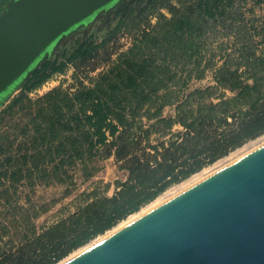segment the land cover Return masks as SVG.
I'll use <instances>...</instances> for the list:
<instances>
[{"label":"trees","instance_id":"obj_1","mask_svg":"<svg viewBox=\"0 0 264 264\" xmlns=\"http://www.w3.org/2000/svg\"><path fill=\"white\" fill-rule=\"evenodd\" d=\"M9 1L0 0V14ZM237 2L243 0H147L123 15L104 40H87L60 56L57 50L29 74L0 108V264H56L173 183L264 133V47L257 50L249 28L241 47L220 64L201 67L198 61L179 69L177 55H169L178 33L192 38L229 16L230 26L244 29L246 23L237 25L244 19ZM120 31L132 34L133 42L114 58L110 53L90 83L30 95L70 64L87 65ZM209 67L215 83L184 93ZM167 105H175V115L164 114ZM110 157L128 172L113 195H97L51 225H39L77 189V170L89 181ZM41 184L64 186V194L36 201ZM21 186L30 188L24 202Z\"/></svg>","mask_w":264,"mask_h":264},{"label":"water","instance_id":"obj_2","mask_svg":"<svg viewBox=\"0 0 264 264\" xmlns=\"http://www.w3.org/2000/svg\"><path fill=\"white\" fill-rule=\"evenodd\" d=\"M124 1L10 0L0 108L74 32ZM61 264H264V143Z\"/></svg>","mask_w":264,"mask_h":264},{"label":"rangeland","instance_id":"obj_3","mask_svg":"<svg viewBox=\"0 0 264 264\" xmlns=\"http://www.w3.org/2000/svg\"><path fill=\"white\" fill-rule=\"evenodd\" d=\"M145 2H147V0H131L130 7L126 11L131 10V9H139L140 7L143 6ZM235 9L240 12H243L244 19L241 21H238L237 25L241 22L246 23L247 26L244 29L242 28L238 29L237 27L233 28L232 26H230L231 20L229 16L226 22L220 23L216 27L214 26L207 27L203 31L202 34L200 35L195 34L196 36H193L192 38H187V35H184V33L183 34L178 33L176 38L172 42V44H174L175 46H172L171 52L169 53V55H177L178 61L175 62V65H177L179 69L180 68L182 69L185 67L190 68L191 66L195 64V62L197 63L198 61L199 62L202 61L201 67L208 63H214L216 65L220 64L223 60L224 54L230 53V51H235L237 50V48L241 47L242 40H239V38L245 37L248 35V32L246 33L244 32V31H247L246 29L248 28L250 29V34L251 33L254 34L252 37L253 44L256 45L257 50L262 49L264 47V40H263L264 39V29H262L264 27V2L257 3L254 0H247V1L243 0L242 3H238V2L236 3ZM120 18H121V15L120 16L118 15L114 17V19L108 24H106L104 20H101V21H98L93 27H87V30H84V32H81L79 35H76L70 38L69 40H67L62 45L61 51L59 52L60 54H58V56H60L62 51L64 50H68L69 52H71L74 48H76L78 45L84 43L87 40L97 39L98 42L104 40L108 36L109 30L115 27V25L117 24ZM153 21H154V18H152V22ZM181 35L184 36L187 44L181 42L182 41ZM132 42H133L132 34L124 33L123 31L118 32L111 40L108 41V43L105 46H103L100 49L99 54L87 65H84L80 69H77L75 65L70 64L65 72L57 73L50 78L52 79L50 81L51 82L50 85L46 86L45 88L41 86L37 88V90H32L30 92V95L37 97L38 95H42L46 91L58 85H61V84L64 85L65 87L73 88L78 83H80V80H83L86 83H90L91 78L94 77L99 70H101L102 68H104L106 65L109 64V62L111 61L109 60L110 53L114 58L116 56L115 52L117 50L126 49L128 46L131 45ZM201 56H204L203 60L201 59ZM76 70L79 73H76ZM214 83H215L214 70L212 67H209L203 78L201 79L193 78L190 81L189 85L184 90V93L189 92L195 87L211 85ZM175 113H176L175 105H167L164 108L165 115L170 116V115H175ZM181 129H182V126L180 125L175 126L176 131L181 130ZM259 138L261 139V141L258 140ZM263 138H264V133L256 138L250 139L243 145L233 149L227 155L206 165L201 170L197 171L191 176L179 182L173 183L164 192H162L156 199H154L150 203L143 206L140 210L132 213L129 217L120 221L117 225L110 228L105 233L98 235L97 237L93 238L91 241L75 249L67 257H65L64 259H62L56 264H61L67 261L68 259L72 258L74 255L80 253L82 250L90 247L92 244L102 240L104 237L116 231V229L119 226L125 225L128 222H130L132 219L134 220V218L136 219V217L141 216L142 214L150 211L151 209H153L150 206L162 201L160 200L161 198H164L165 196L169 194H171V196L177 195L181 191L177 193L175 191L180 190V188L182 190L183 186L189 181L193 180L195 176L197 177L199 174H202L203 171L210 169V167L212 168L211 165H213L214 167L220 161L230 158L233 154L236 153V151L243 149L244 145H245L244 148L246 147L247 149V150L245 149L246 153H248V151L250 152L251 150H253V148L254 149L257 148L258 145L259 146L262 145L264 143V142L261 143ZM155 141H156V138H155ZM255 141H256V144L254 143ZM252 142L254 143L253 145H252ZM240 157L241 156L235 159H238ZM215 162L217 163L215 164ZM120 164L121 162H117L115 157H110V158H107L101 161V165H102L101 171L97 173V175L94 176L91 180L86 181V182H83L80 172L79 170H77L76 176H75L77 184H78L77 189L72 194L65 197L61 201H59L48 212L44 213L38 220L39 225L41 227L51 225L57 220L74 212L81 205H83L86 201L91 200L97 195H109V196L113 195L115 191L117 190L118 181L125 180L128 177L127 170L124 168H121ZM216 171L218 170H215L211 174L215 173ZM64 191H65V187L61 185L46 186L44 184H41L35 187V194L33 195V197L36 201H40L43 203V202L49 201L52 198H57V197L62 196L64 194ZM28 193H30V188L28 186L20 187L18 194L20 195V200L22 202L26 200V195ZM133 216L135 217L132 218Z\"/></svg>","mask_w":264,"mask_h":264},{"label":"bare ground","instance_id":"obj_4","mask_svg":"<svg viewBox=\"0 0 264 264\" xmlns=\"http://www.w3.org/2000/svg\"><path fill=\"white\" fill-rule=\"evenodd\" d=\"M258 140H260L261 141V139L259 138ZM257 141V140H256ZM256 141L254 142L255 144H256ZM259 141V142H260ZM264 142V138L262 139V142L261 143H263ZM253 142H252V145L254 144ZM251 144V143H250ZM251 145V146H252ZM245 146V145H244ZM244 146H243V149H241V150H239V151H236V153L235 154H233L230 158H227V159H225V160H223V161H220L219 163H217V162H215V164L217 163V165H215L214 167H213V165H211L212 166V168L210 167V169H207V168H205V169H207V170H205V171H203L202 172V174H199L197 177L195 176V178H193V180H191V181H189L188 183H186L184 186H183V188H182V190H181V188H180V190H177V191H175L176 193L177 192H179V191H183V190H185V188L186 187H189L190 185H192V184H194V183H196V182H198L199 180H201L202 178H205L206 176H208L209 174H211L212 172H214L215 170H219V169H221L222 167H225L226 165H228V164H230V163H232L233 161H235L236 159L235 158H237V157H239V156H243V154L245 153L246 154V147L244 148ZM259 146V145H258ZM249 147H250V145H249ZM246 149V150H245ZM254 149V148H253ZM238 150V149H237ZM249 152V151H248ZM244 154V155H245ZM229 156V155H228ZM235 159V160H234ZM215 169V170H214ZM204 170V169H203ZM192 179V178H191ZM183 185V184H182ZM174 192V193H175ZM167 195V194H166ZM168 196H169V198L170 197H172L171 196V194H169V195H167V196H165L164 198H161L160 200H162L163 202H165V200H167V199H169L168 198ZM167 198V199H166ZM162 201H160V202H158V203H155V204H153L152 206H150V207H152V208H154V207H156V205H158L159 203H163ZM160 205V204H159ZM149 207V208H150ZM143 213V212H142ZM141 214V213H140ZM138 215V214H137ZM137 215H135V216H137ZM135 216H133L132 218H134ZM139 217V216H138ZM138 217H136V218H138ZM135 219V218H134ZM133 220V219H132ZM131 220V221H132ZM123 224V223H122ZM122 226H124V225H122ZM122 226H119L117 229H119V228H121ZM116 229V230H117ZM96 242V241H95ZM78 253V252H77ZM75 256V255H74Z\"/></svg>","mask_w":264,"mask_h":264},{"label":"flooded vegetation","instance_id":"obj_5","mask_svg":"<svg viewBox=\"0 0 264 264\" xmlns=\"http://www.w3.org/2000/svg\"><path fill=\"white\" fill-rule=\"evenodd\" d=\"M130 1L131 0H125L122 4H120L119 6H117V7H115V8H113L112 9V11L110 12H108V11H105L103 14L104 15H102L101 17H100V19H98L95 23H91V24H89V25H87L86 27H93L98 21H101L102 19H104V22L106 23V24H108V23H110L113 19H114V17H116V16H120L121 15V17L123 16V15H125L128 11H130V10H128V11H126L129 7H130ZM85 27V28H86ZM81 29V28H80ZM79 29V30H80ZM81 32H84V31H80V32H74L73 33V37L74 36H76V35H79ZM71 38H72V36H71ZM70 38H68V40H69ZM67 41V40H66ZM65 41V42H66ZM64 44V43H63ZM62 44V45H63ZM62 45L59 47V49L58 50H61V48H62Z\"/></svg>","mask_w":264,"mask_h":264},{"label":"built area","instance_id":"obj_6","mask_svg":"<svg viewBox=\"0 0 264 264\" xmlns=\"http://www.w3.org/2000/svg\"><path fill=\"white\" fill-rule=\"evenodd\" d=\"M52 79H49V80H47L43 85H42V87L43 88H45L46 86H48V85H50V81H51ZM37 90V89H36ZM47 92V91H46ZM39 96V95H38ZM34 97V96H33Z\"/></svg>","mask_w":264,"mask_h":264}]
</instances>
